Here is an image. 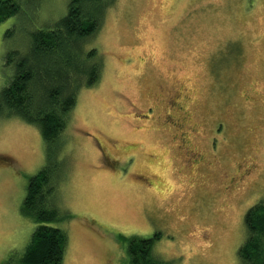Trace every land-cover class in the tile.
<instances>
[{
    "label": "rangeland",
    "instance_id": "374dc122",
    "mask_svg": "<svg viewBox=\"0 0 264 264\" xmlns=\"http://www.w3.org/2000/svg\"><path fill=\"white\" fill-rule=\"evenodd\" d=\"M17 1L21 13L0 24V89L13 75L6 55L26 51L70 2ZM112 1L86 46L101 76L78 93L58 156L63 264H129L126 241L155 235L163 264H242L244 216L264 203V0ZM179 90L200 165L137 121L159 117ZM45 149L38 127L0 116V264L35 229L21 206Z\"/></svg>",
    "mask_w": 264,
    "mask_h": 264
},
{
    "label": "trees",
    "instance_id": "16d2710c",
    "mask_svg": "<svg viewBox=\"0 0 264 264\" xmlns=\"http://www.w3.org/2000/svg\"><path fill=\"white\" fill-rule=\"evenodd\" d=\"M112 2L70 0L66 16L53 28L32 32L26 51H13L5 57L4 65L12 69L13 75L0 89V116L6 113L39 128L46 147V164L30 178L21 206V214L36 225L30 241L23 253L10 256L4 264H63L68 237L54 226L64 217L53 205L56 181L63 170L58 156L78 93L94 87L101 76L97 51L86 46L100 30L104 10ZM20 13L17 0H0V24ZM244 225L248 237L238 250L241 263L264 264L263 202L248 209ZM158 238L128 239V263L163 264L153 254Z\"/></svg>",
    "mask_w": 264,
    "mask_h": 264
},
{
    "label": "flooded vegetation",
    "instance_id": "af4514ba",
    "mask_svg": "<svg viewBox=\"0 0 264 264\" xmlns=\"http://www.w3.org/2000/svg\"><path fill=\"white\" fill-rule=\"evenodd\" d=\"M183 93V90H179L178 92H176V94L173 95L172 99L166 102L165 110L159 117L151 115L152 110L149 109L151 113H148L147 110L146 112H144L146 116L142 114L137 121L148 123L149 127L158 133L164 131L167 134L169 144H173L170 148L167 149L169 150L168 153L175 151L174 149H180V151H183L188 156L186 157L187 162L200 165L199 162L202 161V156H200L198 152H194L188 149L191 144V139L195 135V131L188 128L187 125L184 124L185 119L182 115L184 111V108L182 106ZM158 122L160 123V125L157 124ZM159 127L162 129H160ZM140 129L141 128H139V130Z\"/></svg>",
    "mask_w": 264,
    "mask_h": 264
}]
</instances>
